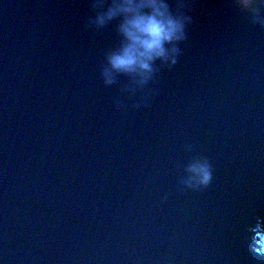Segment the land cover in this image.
<instances>
[{"label":"water","instance_id":"95a60500","mask_svg":"<svg viewBox=\"0 0 264 264\" xmlns=\"http://www.w3.org/2000/svg\"><path fill=\"white\" fill-rule=\"evenodd\" d=\"M93 3L0 0V261L264 264V7L186 0L176 63L106 85Z\"/></svg>","mask_w":264,"mask_h":264},{"label":"clouds","instance_id":"9594fccd","mask_svg":"<svg viewBox=\"0 0 264 264\" xmlns=\"http://www.w3.org/2000/svg\"><path fill=\"white\" fill-rule=\"evenodd\" d=\"M241 11L251 10L259 15L264 0H234ZM97 9L91 24L103 29L116 22L120 36L119 45L106 55L105 84L113 83V74L139 78L141 84L152 78L156 61L176 63L177 44L186 39V24L190 17L181 9L187 7L186 0H94ZM264 23V21H261ZM188 171L191 179L207 186L212 180V170L204 162L192 163ZM255 231L264 243V226L257 220ZM264 256V248H253ZM2 264V261H0Z\"/></svg>","mask_w":264,"mask_h":264},{"label":"rangeland","instance_id":"374dc122","mask_svg":"<svg viewBox=\"0 0 264 264\" xmlns=\"http://www.w3.org/2000/svg\"><path fill=\"white\" fill-rule=\"evenodd\" d=\"M256 223L257 221L254 223V225L250 228L251 229V236H252V240H253V245L252 247L254 248H264V243H257V241H259L260 237L257 235L256 231H255V227H256Z\"/></svg>","mask_w":264,"mask_h":264}]
</instances>
